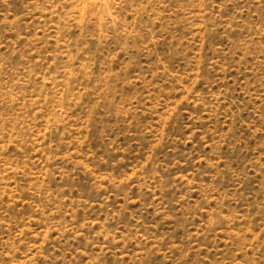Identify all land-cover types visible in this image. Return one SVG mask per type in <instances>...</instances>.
Listing matches in <instances>:
<instances>
[{
	"label": "rangeland",
	"instance_id": "1",
	"mask_svg": "<svg viewBox=\"0 0 264 264\" xmlns=\"http://www.w3.org/2000/svg\"><path fill=\"white\" fill-rule=\"evenodd\" d=\"M0 264H264V0H0Z\"/></svg>",
	"mask_w": 264,
	"mask_h": 264
}]
</instances>
